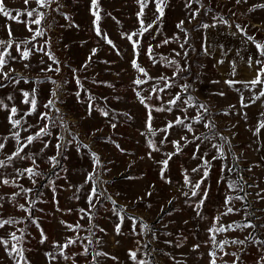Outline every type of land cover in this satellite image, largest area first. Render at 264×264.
<instances>
[{
  "label": "rangeland",
  "instance_id": "1",
  "mask_svg": "<svg viewBox=\"0 0 264 264\" xmlns=\"http://www.w3.org/2000/svg\"><path fill=\"white\" fill-rule=\"evenodd\" d=\"M166 3L167 7L162 22L139 38L141 55L138 62L153 77L159 76L161 73L171 76L172 67H163L160 64L154 67L145 53L149 44L156 45L163 39L172 38L174 35H178L181 38L180 42H183L184 33L176 28V24L184 20V28L188 32V43L185 45V50L188 52L187 62L190 64V70L188 73H181L180 77H177L176 84L180 85L185 82L192 84L191 94L198 98L200 103L209 107L205 122L214 121L215 128H204L202 124H196L194 128L197 130V134L204 133L213 136V133L216 132L227 137L230 142L229 147V144L220 140L218 136L212 140V143L224 144L225 159H217L212 162V169L206 181L208 198L204 206L199 209L200 215L194 211L200 197L189 198L181 194L182 191L189 190L184 186L183 173L185 170L191 173V169L199 162L192 159L195 145L188 144L181 154L173 156L164 173L166 179H161L162 164L159 161L166 159L164 153L173 152L174 148L167 142L163 145L159 144L164 133H157L155 137L147 133L145 127L147 110L136 97L137 91L142 95L146 94L143 90L148 89L153 83L150 81L138 88L132 82L139 76V73L131 66L134 53L132 43L125 34L134 32L140 27L137 20L140 6L137 0H98L101 17L99 26L101 32L106 33L107 38L112 41V45L108 44L101 36L96 35L91 0H60L62 6L59 11H52L53 8H57L55 3L49 9H38L47 13L39 26L31 24L29 21L33 29L39 27L45 30L44 36L36 37L33 43L28 45L33 52L29 60L19 61L17 59V61L10 62L9 67L15 69L12 76L19 73L26 77L29 83H25L23 80L19 84L0 80V83L6 85L0 88V99H3L9 106L15 104L22 112L27 109V105L20 102L22 100L21 89L37 88L38 104L42 105L51 98V90L56 88V85L46 78L50 77L51 80L57 81L60 85L59 100L63 103L57 102L56 107L61 109L64 121L70 131L78 134L77 140L73 141L65 151V158L60 159V166L53 168L46 162L47 157L55 154V149L52 147L35 156L37 164H39L38 171L43 175L37 179L35 185L27 178L19 180L24 188L32 189L26 197L22 193L20 197L16 198V201L9 202L8 196L13 192H19L20 189L0 185V195H5V200L2 201L5 207L0 209V213H3L5 217L25 218L28 214L18 208V204H25L26 207L31 206L32 216L39 223L40 227L38 228L36 224L25 219L22 224L0 229V235L24 229V242L21 246L28 250L25 251V256L29 264H73L71 260L65 261L59 256H57V260L50 261L45 253L54 251L51 246L53 241L62 243L66 237L76 235L62 225L61 220L72 225L79 222L84 226L79 231V235L81 237L89 235L87 229L90 226L86 219H80L83 213L79 212V209H88L89 207L88 198L92 184L91 182L85 183V179L94 167L93 152L100 156L101 163L104 165L103 169H98L102 173L101 178L107 181L102 187L107 189V193L111 194L116 201L114 206L111 201L104 200L103 208L99 212H95V219L92 221L93 224L104 228L107 235L93 229L96 231V236L93 239L100 238L102 244L99 246L90 245V251L95 248L118 257V260L114 261L101 256L99 257L100 264H133L128 257V250H135L136 240H141L142 243L151 241L148 244V249H142V251L145 253L151 249H155V251L151 256L138 255V258L150 259L155 264H176V261H179L180 264H210L211 257L208 253L212 249V244L209 241L208 229L212 225L213 217L224 211L226 195L244 196L246 193L248 194L244 202L233 201L235 207L242 209L240 214L223 217V222L243 221L245 217L243 208L248 205L250 206L248 213H254V215H249L248 219L257 225L264 224V199L257 196V193L264 196V128H260L259 133L254 134L259 124L264 122V115H261L264 113V97L256 100L255 103H252L250 99L261 89H264V84L257 85L255 88L248 85L245 88L241 83L229 88L224 83L228 77L221 75L217 70L219 61H227L224 57L220 56V59H215L214 56L220 54L229 57L228 47H234V45H231L230 41H226V39L207 42L206 30L208 28L201 27L203 24H214L216 28L229 27L255 47L253 40L248 37L254 38L255 42L264 43V7L260 6L264 5V0H241L239 4L235 0H201L203 7L192 3L191 8L185 6L186 0H166ZM4 4L13 16L21 20L26 19L20 15L26 8L38 7L35 0H30L27 6H25L24 0H4ZM193 9H197L199 15L189 23V13ZM144 11L145 23L151 22L154 19V14L158 15L155 13V5L152 3H149V7ZM65 15L69 19H65ZM49 24H51L50 28ZM6 25L11 26L12 39L16 41L30 39L34 34L27 30L24 23L8 19L0 13V40L9 39ZM238 25L243 31L238 30ZM157 29L159 34L153 38V33H156ZM136 39L137 37H133V40ZM45 41H49L46 51L51 52L59 61V73L41 71V68H47L49 64L53 68L57 67L47 56L37 50L44 45ZM224 41L227 43H223ZM173 48L180 51L179 42L173 40L167 45L156 48L155 52L167 55ZM92 49L97 50L94 56H92ZM9 51L13 56L18 57L14 47ZM256 52V60H264L257 49ZM90 56L91 61L89 62ZM42 59L45 62L43 64L41 63ZM175 59L180 60L181 64L184 63L181 57H175ZM230 60L228 62L230 66L227 67L233 72H230L232 74L230 79L238 80L239 77L233 75L239 69L238 59L230 57ZM85 63L88 64L87 67H83ZM24 64H30L31 67L25 68ZM260 67V64H255L253 71L257 73ZM5 70L7 71V68ZM185 76L187 80L181 78ZM77 78L80 80L82 88L77 85ZM141 78L143 79V77ZM37 80L46 82L34 83ZM261 80L264 81V76L261 77ZM213 81H220V83H213ZM236 89L240 91L238 92ZM78 91L80 92L79 101L76 96ZM169 91L177 92L179 87ZM221 91L225 93L223 97L217 95ZM241 92L245 98L244 103L249 104V107L242 108L240 106ZM9 95L13 97L12 100L7 99ZM160 95L164 100L170 98L164 93H160ZM89 96L94 99L90 101ZM89 103H92L94 107L99 105L102 108H107L109 110L108 117H104L95 110L89 114ZM149 103L159 105L161 101H156L154 97L153 101ZM230 105H235V107L230 108ZM39 110L46 111L43 108ZM195 111V109H189V114H195ZM245 113L247 114L246 119L243 118ZM51 115L57 117L55 109L52 110ZM174 115H182V113L176 112L175 109L173 113L154 112L153 126L155 128L164 127L166 121L173 119ZM7 116L8 111L0 109V137L9 136L11 125L8 123ZM27 120L35 124L37 117L29 116ZM56 122L58 126L53 129L54 133L71 140L72 137L65 133L62 127H59V119ZM112 124H116V127L113 128ZM18 130L22 138L35 131V129H31L30 132ZM142 132L146 135H141ZM170 133L174 134H169V140L179 139L180 134L188 135L189 139L192 138L191 134L181 133L179 128L170 130ZM46 139H51L53 143L56 142L55 137ZM149 139L161 147L160 152H152V158L148 156L151 151L147 143ZM77 141L81 144L79 150H77ZM40 147L42 145L37 141L26 148L25 152L30 155L38 153ZM14 150L15 141L9 139L5 152L11 154ZM200 152H208L207 159L217 155L216 149L212 148L211 143L207 141L200 146ZM199 155L200 153H197V156ZM0 159H5L3 153H0ZM222 166H226L224 175L227 180L239 181L244 188L243 192H230L224 181L219 184L216 182L221 175ZM24 167H33L31 160H13L9 162L8 168L0 169V172L11 173L13 168ZM227 168H232L233 171L228 172ZM249 169L251 170L249 171ZM53 173H58V175H53ZM191 175L196 176L195 173H191ZM152 185L155 187H151ZM202 187L204 186L202 185ZM148 192H151L152 195L148 196ZM169 200H172L171 204L168 203ZM120 206H124L129 215L142 217L144 221L152 225L156 230L157 239L152 241L150 234L144 237L129 235L131 222L127 220L122 225L124 234L117 236L114 226L119 222L118 217L113 215L110 209ZM68 209L72 211L69 212ZM120 215H124V213H120ZM40 229H43L48 237V240L43 244L39 242L41 239ZM137 229L139 230V225H137ZM248 232H252L258 239L264 240V228H257L255 231L248 229L220 234L217 236V240H223L226 237L228 239H243ZM165 233H171V235H165ZM20 234L17 232V235ZM166 240L172 241V244L164 243ZM117 241L119 244L116 243ZM178 242L182 244L181 247L175 246ZM83 243L86 244L87 241L84 240ZM194 244H200V248L196 251L192 250ZM258 248V245L251 242L246 243L243 250L240 251L242 264H255ZM81 250L82 243L78 241L68 251L79 252ZM225 251L235 252L238 249L235 246H227ZM221 256L223 253L217 251L216 264H224L225 261L231 264L233 259L231 256H224L223 259H220ZM172 257H175V260ZM76 259L79 264H87V260L91 259V256L88 258L79 256ZM0 264H13V261L7 258L2 246H0Z\"/></svg>",
  "mask_w": 264,
  "mask_h": 264
},
{
  "label": "snow or ice",
  "instance_id": "2",
  "mask_svg": "<svg viewBox=\"0 0 264 264\" xmlns=\"http://www.w3.org/2000/svg\"><path fill=\"white\" fill-rule=\"evenodd\" d=\"M30 0H24L25 6L29 4ZM237 4L241 3V0H235ZM37 8H31V9H25L23 13L20 15L26 17V19H18L16 16H13L12 12L8 10L4 4V0H0V13L4 15V17L15 20L18 23H24L27 30L29 32H33V36L29 38H25L21 41H16L12 39V29L10 25H6L7 31H8V40H0V80L3 81H9V83H16L19 84L21 80H23L25 83H29L28 79L24 77L23 75L17 73L16 76H12V73L15 72V69L9 67L10 62L17 61H27L29 60L30 56L33 54L32 49L28 47L29 44H32L33 41L36 39V37H42L45 35V30L37 27L36 29H33L30 24H34L39 26L41 22L45 19L47 13L44 11H39L38 9H49L52 7V4H57V8H53L52 11H59V8L62 6L60 4V0H35ZM137 3L140 6V10L137 12V20L140 24L139 29H137L134 32H131L129 34H125L126 38L132 43L134 58L131 60V66L132 68L139 73V76L133 79V84H135L138 88L141 85L147 84L150 81H152V85L148 89H144V93L141 94V92H136V97L139 100L140 104H142L145 109L147 110L146 113V120H145V127L147 129V133L151 134V136L155 137L157 133H164V136L160 139L159 144L163 145L165 142L170 143L172 147L174 148L173 152L164 153L166 159L159 161V163L162 164V171H161V179H166L165 177V171L168 168V163L172 159L173 156L179 155L183 152V149L188 146V144H194L195 145V151L192 154V159L198 160V164L191 169V173H195L196 176L191 175L187 170L183 173V181L184 186L187 187L188 191H182V195L185 197H197L199 196L198 202H196L194 211H197V215H200L199 209L204 206L205 201L208 198V191H207V184L206 181L209 178V174L212 169V162L214 160L225 159L224 154V144H217L212 143V140L215 137H219L220 140L224 141L225 143L229 144L227 137H224L220 133H213V136H208L204 133L197 134V130L194 128V125L196 124H202L204 128H215V122L212 120H208L205 122V116L209 113V107L206 104L200 103L198 98L194 97L191 94V89L193 88L192 84H189L185 82L184 84L177 85L176 80L177 77H180L181 73H188L190 70V64L187 62L188 52L185 50V45L188 43L187 36L188 32L187 29L184 28V20L179 21L176 24V28L184 33L185 39L183 42H180L181 38L178 35H174L172 38H165L163 41L158 42L156 45L149 44L146 49V55L148 58L152 61L153 66L160 64L163 67H172L173 72L171 76L166 75L165 73H161L159 76H151L148 72V70L142 66L141 63L138 62V59L141 55L140 49V39L144 36L145 33L150 32L153 28H156L158 24L162 22V19L165 15V8L167 7L166 0H137ZM149 3H152L155 5V13H158V15L154 14V19L151 22L145 23L144 16H145V9L149 7ZM192 3L199 4L200 7H203V4L201 3V0H186V7L191 8ZM261 7H264V5H260ZM91 10L92 15L95 17L93 21V25L95 27L96 35L101 36L103 39L107 41L108 44L112 45V41L107 38L106 33H102L99 21L101 19L99 15V4L98 0H91ZM197 15H199V11L197 9H193L191 13H189V20L188 22L191 23V20L196 19ZM65 19H69L68 16L65 15ZM48 27H51V24L48 25ZM203 28H209V27H215V25H208L203 24L201 25ZM238 30L243 31L240 29L239 25L237 26ZM159 34V30L157 29L156 33H153V38H155V35ZM133 37H137L136 40H133ZM249 39L253 40L255 43V47L257 51L259 52V55L264 57V43L255 42L254 38L248 37ZM173 40L179 42V48L180 51H177L175 48L171 49L170 52L165 55L163 53H156L155 49L162 47L164 45H167L171 43ZM49 45V41H45L44 45L39 47L37 50L42 52L43 55L47 56L49 60L52 61L53 64H56L57 67L53 68L51 64L47 66V68H41L42 72H48L53 71L56 73H59V61L56 59V57L49 51H46V48ZM16 53H18L17 56H13L12 52L9 51V49H13ZM35 47V45H33ZM114 47V45H113ZM96 49H92V56L96 54ZM206 53L207 50L205 49ZM175 57H181V60L184 61L183 64H181L180 60L175 59ZM91 61V56L89 57V62ZM41 63H45L43 59L41 60ZM219 63H223V61H219ZM249 67L252 66L253 63L260 64L261 67L256 73V76L249 80V81H238L234 79L225 80L224 83L228 85L229 88H233L237 84L243 83L245 88L248 87V85H251L253 88L255 86L264 84V81L261 80V77L264 76V60H256L252 61L249 60ZM88 64L85 63L83 67H87ZM25 68H30V64H24ZM7 68V71L5 70ZM75 69L73 72L75 73ZM143 77V79L141 78ZM182 79L187 80V77H181ZM47 80H50L52 84L56 85V88L52 89L50 92L51 98L44 104L40 105L38 104L37 100V93L38 89L33 87L30 90H20V94L22 96V100L20 101L22 104L27 105V109L23 112L15 105L9 106L4 102L3 99H0V109H4L8 111L7 120L8 123L11 125V129L9 131V136L0 137V153H3L5 156V159H0V169H6L9 167V162L19 159V160H31V164L33 167H24V168H13V171L11 173H4L0 172V185L3 186H11V187H17L20 189L19 192H13L8 196L9 202L16 201L17 197H20L23 193L26 197L28 193L32 191L31 188H24L22 184L19 183V180L21 178H27L33 185L37 183V179L40 178L43 173L38 171L39 164H37V160L35 156L40 155L45 152L46 149L49 147H52L55 149V154L52 156H49L46 158V162L49 163L53 168H56L60 166V159L65 158L64 153L67 150L68 146L73 142L77 140V133H72L67 125V123L64 121L63 114L61 113V109L56 107V103L60 102L63 103V101L59 100V89L60 85L57 81L51 80L50 77L46 78ZM46 81L43 80H37L34 81L36 84L45 83ZM76 83L78 86L82 88V85H80V80L77 78ZM213 83H220V81H213ZM6 85L3 83H0V88L5 87ZM111 86V85H109ZM175 87H179V91L177 92H170V89H173ZM238 92L239 89H236ZM135 91V89H134ZM160 93H164L165 95L169 96L170 98L167 100H164ZM217 95L223 97L225 93L223 91L217 93ZM77 99L79 101L80 98V92H76ZM155 97L156 101H161L159 105L156 103H149L150 101H153V98ZM261 97H264V89H261L258 94L251 97V102L255 103L256 100H259ZM8 100H12L13 97L9 95L7 97ZM90 101H92L94 98L89 96L88 98ZM107 100V98H104ZM118 99V98H117ZM244 95L241 92L240 93V106L242 108L249 107V104L244 103ZM230 108H234L235 105H230ZM43 108L46 111H40L39 109ZM55 109V112L57 113V117H53L51 115L52 110ZM182 113V115H174V118L171 120H167L164 127L162 128H155L153 126V113H173V111ZM189 109H195V114L190 115ZM99 111L101 115L104 117H108L109 110L107 108H102L99 105L93 106L92 103H89L88 105V111L89 114L91 112ZM227 115V113H224ZM35 115L37 117V121L35 124L30 123L27 120V117ZM261 115H264L262 113ZM243 118H247V114H244ZM57 119H59V127H62L64 132L67 133L69 136L72 137L71 140H67L63 135L54 133L53 129H55L57 125ZM112 127L115 128L116 124H112ZM179 128L181 133H188L191 134V139H189L188 135L180 134L179 139H173L169 140L168 136L170 133V130H175ZM260 128H264V122H261L256 130V133L258 134L260 131ZM18 129H22L24 132H30L31 129H35L34 132H30L29 135L25 137H21L20 131ZM97 131H100V129H97ZM141 135H146V133L142 132ZM55 137V143L52 142L51 138ZM9 139H13L15 141V150L11 152V154H8L5 152L6 143ZM39 141L42 145L40 147L38 153L29 154L28 152H25L26 148H29L30 145H33L34 142ZM199 141L200 143L197 144L196 142ZM205 141L211 143L212 148L216 149L217 155H213L211 159H207L208 152H200V146L205 143ZM148 147L151 149V151L148 153L149 158H152V152H160L161 147L157 146V143L153 140L149 139L147 141ZM81 144L77 141V150H79ZM84 147H88L87 145H83ZM119 147V145H117ZM197 153H200L199 156H197ZM23 154V155H22ZM92 159L94 161V167L92 172H90L86 179L85 183L91 182L92 188L89 194L88 198V209H79V212L83 213V215L80 216V219L84 220L86 219L89 228L87 231L89 232V235L86 237H81L79 235V231L83 229V225H81L79 222H77L75 225L67 224L65 221L61 220L60 223L64 225L69 231L75 233L76 235L74 237H66L64 241L61 242H52V248L54 251L46 252L45 256L48 257L50 261L57 260V256L61 257L63 260L68 261L71 260L73 264H79L78 260L76 259L79 256H83L85 258H88L91 256V259L87 260V264H100L99 257L103 256L111 260H118V257L115 255H110L107 252L99 251L93 248L90 251L89 246L90 245H101L102 240L100 238H96L95 240L93 237L96 236V231L98 230L101 233H104L107 235V232L104 228L100 227L98 224H93L92 221L95 219V212H99L103 208V201H111V203L115 206L116 201L112 198L111 194L107 193V189H104L102 186L103 184L107 183V181H104L101 176L102 173L98 169H103L104 165L101 163L100 156L93 152L92 153ZM225 167L222 166L220 169L221 175L217 179V183H221L224 181L227 185V188L230 192H243L244 188L241 186L239 181H228L226 176L224 175ZM251 169H249L250 171ZM228 172H232V168H227ZM53 175H58V173H53ZM198 177V178H196ZM131 179V177H129ZM202 185L204 187H202ZM151 187H155V185H152ZM148 196H151L152 193L148 192ZM247 193L244 196L236 195H226L224 199V211L220 212L218 215L213 217L212 225L209 227L208 232L209 235V241L212 244V249L209 251L208 255L211 257L210 264H216L217 259V251L222 252L223 256L219 257L220 259H223L224 256H231L233 259L231 261V264H242V259L240 255V251L243 250V246L246 245V243L251 242L252 244L258 245L259 248L257 250V257L255 259V264H264V240L258 239L256 236L253 235L252 232H248L247 235L244 236L243 239L235 238V239H228L227 237L223 240H217V236L220 234L228 233V232H236V231H244L248 229H252L255 231L257 228H264V224L257 225L251 220L248 219L249 215H254V213H248V205H245L243 208V211L245 213V217L243 221H232L230 223L223 222V217H227L230 215H238L242 211V209L235 207L233 204L234 200H239L241 202L246 201L247 199ZM257 196L260 197V199H264V196H261L260 193H257ZM142 199V198H140ZM175 199V197H173ZM5 200V195H0V209H3L5 207L4 203L2 201ZM187 203V201H185ZM169 204L172 203V200L168 201ZM99 206V207H98ZM18 208L25 213H27V217L25 218H15V217H5L3 213H0V229H6L7 227H12L16 224H22L25 222V219L30 220L32 223L36 224V226L39 228V223L36 219L32 216V208L31 206L26 207L25 204H18ZM60 210L59 208L57 209ZM113 213V215H116L118 217V223L114 226V231L117 236H120L124 234L122 232V225L125 223V220L131 222V230L129 235L131 236H140L144 237L146 235H151V240L154 241L157 239V233L155 228L150 225L148 222L144 221L142 217H136L129 215L127 213V210L124 206H120L119 208L113 207L110 209ZM67 211L71 212V209H68ZM163 211V209H161ZM120 213H124V215H120ZM170 214V213H169ZM137 225H139V230L137 229ZM167 227V225H165ZM17 232H20V235H17ZM24 229H17L16 231L12 232H6L5 235H0V246L3 247L4 252L9 260L13 261V264H29V261L27 257L25 256V251H28L27 249L23 248L21 245L24 242ZM165 235H171V233H165ZM40 243L43 244L48 240V237L43 229H40ZM86 240L87 243L84 244L83 241ZM80 241L82 243V250L79 252H70L68 251L71 249L73 245H76L77 242ZM119 244V241L116 242ZM151 243V241H144L142 243L141 240H136L135 244L137 247L135 250L129 249L128 250V257L133 262V264H155L154 261L150 259H144V258H138L139 256H144L147 254L148 256H151L152 252L155 251V249L148 250L147 253L143 252L142 249L147 250L148 244ZM164 243L171 245L172 241L166 240ZM207 243V242H206ZM176 247H181V243H177L175 245ZM227 246H235L237 247L238 251L235 252H227L225 251V248ZM200 248V244H194L192 247L193 251H196ZM58 250V251H56ZM164 255H168L167 253H162ZM173 260H175V257H172ZM176 264H180L179 261H176ZM224 264H228V261H225Z\"/></svg>",
  "mask_w": 264,
  "mask_h": 264
},
{
  "label": "crops",
  "instance_id": "3",
  "mask_svg": "<svg viewBox=\"0 0 264 264\" xmlns=\"http://www.w3.org/2000/svg\"><path fill=\"white\" fill-rule=\"evenodd\" d=\"M223 34V35H222ZM221 40L226 39V41H230L231 45H234V47H228V55L229 57H225L220 55L214 56L215 59H220L221 57L225 58V61L223 64L218 63L217 70L221 75H225L228 77V80L232 76L231 72L227 67L230 66V63L228 64L230 60V57H234L235 59H238V67L237 73H234L233 75L238 76V81H249L253 79L256 76L255 71H253V67L256 63H253L251 67H249V60L256 61V48L250 41H248L246 38L240 36L236 31L229 27H223V28H216V27H210L206 30V40L207 42H213L215 40ZM227 43V42H223ZM209 44V43H208ZM215 44V43H214ZM230 44H227L228 46ZM216 54V53H214ZM237 58H236V57ZM227 58V59H226ZM233 61V60H232ZM232 65V64H231ZM233 66V65H232ZM231 72V73H230Z\"/></svg>",
  "mask_w": 264,
  "mask_h": 264
}]
</instances>
